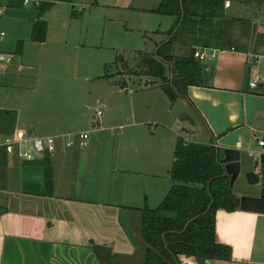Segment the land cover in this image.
Instances as JSON below:
<instances>
[{
  "label": "crops",
  "instance_id": "crops-1",
  "mask_svg": "<svg viewBox=\"0 0 264 264\" xmlns=\"http://www.w3.org/2000/svg\"><path fill=\"white\" fill-rule=\"evenodd\" d=\"M35 1L19 0V6L7 3L12 9L11 20L17 24L25 21L28 30L32 29L39 18ZM134 1L116 2L115 6L150 11L161 0L155 5L144 2L136 6ZM228 1L230 6L224 5L230 18L226 37L231 45L239 47L223 49L213 40L198 41L196 51L208 48L216 55L204 62V84L188 86L184 97L203 126L199 142L213 143L220 149L231 188L240 198L236 210L220 208L216 212V241L231 247L232 259L208 264H264V145L259 144L264 139V83L256 89L249 86L255 74H264V45L251 47L264 23L257 27L259 18L242 15L248 13L241 7L259 0ZM234 1L237 5L233 10ZM32 2L31 10L28 4ZM237 18H245L247 23L233 21ZM193 42L185 38L174 51L186 54ZM3 55L4 61L10 59V55ZM4 61L0 62L2 74ZM2 74L0 108L16 111L15 130L33 138L36 121L22 120L21 108L11 92L17 81L10 82ZM123 113L120 111L113 120H103L104 112L100 118L94 115L93 132L130 127L118 135L111 150L98 145L83 148L79 138L75 145L67 146L58 137L81 130L56 125L45 135L57 137L56 151L44 156L43 162L28 164L23 159L17 163L6 149L3 151L6 162L0 172V264H101L93 242L112 249L113 264H143L141 208L146 203L150 207L159 204L172 185L171 178L169 188L159 185L158 179L165 167H169V173L173 163L180 136L173 128L180 120L173 118L169 109L165 121H152L141 117L133 103ZM2 147L0 143V155ZM183 262L199 264L193 257H184Z\"/></svg>",
  "mask_w": 264,
  "mask_h": 264
},
{
  "label": "rangeland",
  "instance_id": "rangeland-1",
  "mask_svg": "<svg viewBox=\"0 0 264 264\" xmlns=\"http://www.w3.org/2000/svg\"><path fill=\"white\" fill-rule=\"evenodd\" d=\"M49 1L53 5L43 14L48 22L47 38L45 42H36L30 38L28 23L17 24L11 20L12 9L6 0H0V6L5 9V13L0 15V32H5L0 40V54L10 55V59L4 61V73L0 74L10 82L17 81L11 88L13 98L21 108L22 120L36 121V137L47 135L56 125L70 131L88 129L92 131V139L83 148L92 145L96 148L98 145L101 149H113L118 135L130 127L93 132L99 99L103 120L107 117L113 120L120 111H127L130 103L134 104L141 117H149L152 121H165L169 109L177 120L184 112L195 123L180 120L173 129L185 139L200 141L203 126L184 96L169 99L159 86L160 80L154 76L126 73L127 64L132 65L139 51L152 52L157 42L167 39L166 32L172 26L174 16L115 6L116 2L125 0ZM159 1L135 0L134 5H144V2L147 3L145 5H155ZM32 4H28L30 9H34ZM236 5L234 1L233 10ZM241 8L248 13L242 14L243 17L259 18L257 27L260 22L264 23V0ZM156 28L160 31H155ZM20 41L21 53L17 51ZM251 47L254 48L255 44ZM207 51L211 53L208 48ZM105 73L109 76L103 77ZM71 138H74L72 134H66L58 140L67 142ZM5 140L6 136L0 137V143ZM26 147L27 144L16 143L14 151L9 153L11 158L21 162L23 158L19 152ZM167 168L160 172L158 183L169 188L171 182ZM151 205L156 207L158 204Z\"/></svg>",
  "mask_w": 264,
  "mask_h": 264
},
{
  "label": "trees",
  "instance_id": "trees-1",
  "mask_svg": "<svg viewBox=\"0 0 264 264\" xmlns=\"http://www.w3.org/2000/svg\"><path fill=\"white\" fill-rule=\"evenodd\" d=\"M11 0L9 5H21ZM71 1V0H70ZM226 0H161L151 9L175 17L167 30L166 40L152 52L139 51L128 74H149L160 80V87L171 85L176 96H186L190 85H203V64L195 56V46L203 38L217 42L220 48H236L226 37L230 18L224 12ZM53 5L51 1L35 4L39 18L33 23L31 39L44 42L48 22L43 14ZM233 20V19H232ZM231 20V21H232ZM233 21L245 22L242 18ZM194 41L186 54H176L175 45L183 39ZM255 47L264 45V29L256 33ZM22 42L17 51L21 53ZM108 70V66H106ZM105 73L103 77H108ZM17 113L0 108V136L15 131ZM2 147L0 172L6 157ZM172 185L156 207L147 203L141 208V236L145 242L143 264H184V257H193L199 264L213 260L232 259L229 245L216 241V212L220 208L237 209L236 195L230 177L221 160L220 149L213 143L188 141L178 136L174 160L169 169ZM92 247L101 264H113L112 249L99 243Z\"/></svg>",
  "mask_w": 264,
  "mask_h": 264
},
{
  "label": "built area",
  "instance_id": "built-area-1",
  "mask_svg": "<svg viewBox=\"0 0 264 264\" xmlns=\"http://www.w3.org/2000/svg\"><path fill=\"white\" fill-rule=\"evenodd\" d=\"M11 0H6L9 3ZM30 0H23L24 3H28ZM36 4L39 3L38 0L35 1ZM226 6H230V1L225 2ZM5 13L4 7L0 6V15ZM5 35L4 31L0 32V40ZM215 51H212L210 54L207 51V48L203 50L195 51V56L199 58L201 61L205 62L208 59L215 58ZM4 55L0 54V62L4 61ZM0 71H2V66L0 65ZM261 83H264V74H255L249 81V86L252 89H256L260 86ZM98 107L96 108L95 114L97 117H101L103 115V110L101 107V102L97 99ZM70 135V134H68ZM74 138H71L67 141V146H72L76 144V138H79V145L86 146L88 145L91 138V131H81L75 134H72ZM56 142L57 137L53 135L43 136V137H33L29 138L26 136L25 132L15 130L13 135L7 136L3 145L7 152L11 153L15 149V144L18 143L20 145L27 144L25 149L20 150L19 154L24 160H35L36 158L33 155V152L37 154V158H43L46 155L53 154L56 151ZM260 145H264V139L259 140ZM253 153V152H251Z\"/></svg>",
  "mask_w": 264,
  "mask_h": 264
},
{
  "label": "water",
  "instance_id": "water-1",
  "mask_svg": "<svg viewBox=\"0 0 264 264\" xmlns=\"http://www.w3.org/2000/svg\"><path fill=\"white\" fill-rule=\"evenodd\" d=\"M205 67H206V64L204 63L203 64V68H205ZM162 90H163V92L166 94V96L169 99H174L176 97V91L171 85L163 86ZM179 119L182 120V121L190 120L194 124V121L190 118V116L188 114L184 113V112L181 113ZM33 155L36 158L35 160H31V161L24 160V163L37 164V163L43 162L44 159L43 158H37V154L36 153L33 152ZM239 203H240V198L237 197L236 198V205L238 206Z\"/></svg>",
  "mask_w": 264,
  "mask_h": 264
}]
</instances>
